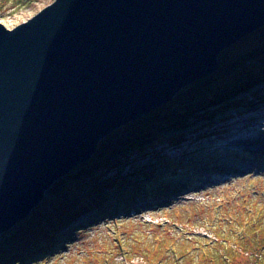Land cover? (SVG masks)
I'll return each instance as SVG.
<instances>
[{
    "label": "water",
    "instance_id": "95a60500",
    "mask_svg": "<svg viewBox=\"0 0 264 264\" xmlns=\"http://www.w3.org/2000/svg\"><path fill=\"white\" fill-rule=\"evenodd\" d=\"M262 25L264 0H54L0 22V236Z\"/></svg>",
    "mask_w": 264,
    "mask_h": 264
},
{
    "label": "rangeland",
    "instance_id": "374dc122",
    "mask_svg": "<svg viewBox=\"0 0 264 264\" xmlns=\"http://www.w3.org/2000/svg\"><path fill=\"white\" fill-rule=\"evenodd\" d=\"M18 1L0 0V22L4 25L14 27V21L24 22L54 0ZM253 32L242 38L252 37ZM255 65L250 66L253 73L258 70ZM245 87L248 89L239 87L234 93L233 104L217 106L222 112L206 118L196 112L194 117L184 118L183 126L163 132L166 137L185 135L176 147L165 142L155 150L163 149L167 159L181 158V164L193 160L197 170L186 175L194 178L189 184H178L162 196L147 198V203L136 201L125 213L111 211L103 219L88 220L93 209L82 211L73 225L61 231L65 238L57 248L40 257L26 256V252L21 260L10 257L4 264H264V79L252 86L258 88L252 94L248 92L251 88ZM257 104L263 105L252 110ZM219 145L221 148L215 149ZM202 153L206 155L202 157ZM111 201L116 205L112 197ZM41 203L21 220L41 216L45 212ZM34 248L38 245L31 246L32 251Z\"/></svg>",
    "mask_w": 264,
    "mask_h": 264
},
{
    "label": "trees",
    "instance_id": "16d2710c",
    "mask_svg": "<svg viewBox=\"0 0 264 264\" xmlns=\"http://www.w3.org/2000/svg\"><path fill=\"white\" fill-rule=\"evenodd\" d=\"M218 61L216 74L176 94L162 108L111 133L101 140L96 152L87 161L59 179L41 203L45 211L41 216L21 220L0 236V264L10 260V257L21 260L26 252V256L40 257L46 250L57 248L65 238L61 231L73 225L85 211L93 209L88 220L103 219L111 211L125 213L127 207L136 201L147 203V198L162 196L178 184H189L194 178H187L186 175L192 176L197 170L194 161L189 158L181 164V158H164L163 149L155 150V146L168 142L176 147L185 135L166 137L163 132L183 126L186 122L184 118L194 117L196 112L203 118L222 112L217 106L233 104L234 93L239 87L245 89L248 86L251 88L248 92L257 91L258 88L252 86L264 79V25L256 29L252 37L242 38L220 52ZM254 64L258 70L253 73L250 66ZM148 146L151 147L147 150ZM220 148V145L215 147ZM205 155L202 153V157ZM134 156H140L142 160H136ZM167 163H172V166L166 167ZM149 166L152 168L149 169ZM174 169H179L180 173L172 174ZM111 197L116 205H113ZM56 232L57 235H54ZM33 245H38V248L32 251Z\"/></svg>",
    "mask_w": 264,
    "mask_h": 264
},
{
    "label": "bare ground",
    "instance_id": "6f19581e",
    "mask_svg": "<svg viewBox=\"0 0 264 264\" xmlns=\"http://www.w3.org/2000/svg\"><path fill=\"white\" fill-rule=\"evenodd\" d=\"M261 105H263V104H260V105H258V104H257V105H254L255 107L251 106V107H252L251 109H252V110H257V107H258V106H261ZM256 106H257V107H256ZM262 108H263V106L260 107V108L258 109V111H260ZM249 110H250V109H249ZM241 111H242V112H243V111H246V109H245V108H242ZM110 134H111V133H110ZM132 158H133V157H132ZM134 158H135L136 160H139V156H134ZM107 169H108V168H107ZM108 171H109V170H108ZM17 223H18V222H17ZM17 223H16V224H17ZM16 224H15V225H16Z\"/></svg>",
    "mask_w": 264,
    "mask_h": 264
}]
</instances>
